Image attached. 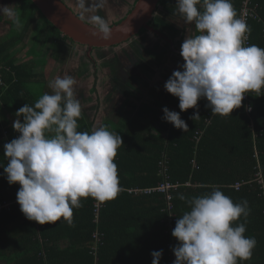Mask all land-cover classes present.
I'll use <instances>...</instances> for the list:
<instances>
[{
	"label": "trees",
	"instance_id": "obj_1",
	"mask_svg": "<svg viewBox=\"0 0 264 264\" xmlns=\"http://www.w3.org/2000/svg\"><path fill=\"white\" fill-rule=\"evenodd\" d=\"M11 1L20 14L23 28L17 29L11 20L0 16V22L9 26V31L0 40V80L2 78L10 84L7 91L0 87V111L5 108L9 112H17L25 104L34 106L38 99L27 86L34 77L30 68L15 63L12 54L17 47H26L25 42L31 37L36 44L52 45L62 41L77 47L82 45L63 35L33 1ZM243 1L235 2L238 16ZM63 2L78 17L94 26L86 14L80 15L81 11L78 14L66 0ZM136 2L120 20L105 13L107 4L124 7V2L118 0H106L103 8L91 14L100 15L112 27L131 13ZM252 5L257 8L260 20H250L248 24L250 45L263 47L264 0H252ZM145 32L143 29L140 35ZM247 99L248 102L242 101L241 108L234 109L226 117L212 116L206 107V99L195 109L181 111L179 108L177 113L187 123L188 131L177 129L172 124L167 137L155 134L152 126L140 119V114L123 123L120 126L123 144L117 149L114 159L121 191L115 199L103 203L100 221L95 223V200L90 197L82 198V207L73 210L71 227L61 218L57 223L44 224V229L37 230L35 223L20 211L19 205H14L10 211L1 210L0 259L7 257L3 264H152L151 253L160 250L163 252L159 264H173L176 257L171 255L170 249L178 241L169 230L189 210L178 195L183 193L191 198L209 193L215 187H219L233 202L248 201L251 211L245 236L254 237L257 244L252 258L240 264H264V188L259 183L264 181V95L256 97L249 93ZM249 105L252 108L250 113L246 110ZM149 108L144 105L140 109L141 114L150 109L155 111ZM197 111L201 118L196 121L190 119ZM20 119L23 122V118ZM2 124L0 120V203L15 201L20 187L19 184L9 185L3 167L7 164L4 145L17 138L19 133L12 126L4 129ZM78 125L81 132L93 129V123L84 110ZM197 132H203L200 142L194 139ZM165 181L178 185V189L171 192L174 205L171 214L166 210L167 196L141 192L157 188ZM237 183H241L239 189L235 187ZM132 190L140 192L131 193ZM96 234H99L100 241ZM39 235L43 241L39 240ZM65 243L67 245L64 246ZM95 246H98V257L91 253Z\"/></svg>",
	"mask_w": 264,
	"mask_h": 264
},
{
	"label": "clouds",
	"instance_id": "obj_2",
	"mask_svg": "<svg viewBox=\"0 0 264 264\" xmlns=\"http://www.w3.org/2000/svg\"><path fill=\"white\" fill-rule=\"evenodd\" d=\"M105 2L77 0L84 13L98 11ZM175 5L177 14L185 23H194L198 33L185 38L182 70L174 71L164 85L179 99L180 110L195 109L199 100L206 99L212 116L226 117L241 108L245 95H264V48L246 45L251 29L238 16L232 0H176ZM0 15L17 29L23 28L12 6H0ZM90 21L95 26L93 35L111 38L112 30L103 17L91 15ZM75 85L71 76L52 80L51 93H44L34 106L25 104L17 110L12 127L19 136L4 145V174L9 185H20V211L40 225L63 218L71 227L73 210L82 207V198L103 204L121 191L114 159L122 138L104 126L78 131L82 107ZM246 110L251 111V106ZM163 113L162 119L188 131L179 113L167 107ZM200 118L198 111L190 117ZM178 199L189 210L176 220L172 231L178 241L172 249L173 264H240L252 258L257 241L245 236L251 211L247 200L233 202L219 187L191 198L181 193ZM162 252L151 253L152 264H159Z\"/></svg>",
	"mask_w": 264,
	"mask_h": 264
},
{
	"label": "crops",
	"instance_id": "obj_3",
	"mask_svg": "<svg viewBox=\"0 0 264 264\" xmlns=\"http://www.w3.org/2000/svg\"><path fill=\"white\" fill-rule=\"evenodd\" d=\"M135 1L136 0H132L130 3L124 6V12H125L124 14H126V12L132 8V5L135 3ZM161 1H162V4L160 5ZM235 2L236 0H232L233 7L235 6ZM175 4H176V0H160L156 11L153 13L151 20L148 22V26H150L153 29V31H150L144 28L146 32L143 36H140L146 39L147 37L154 36L160 40V44L155 42L154 40H150L149 42L153 44L155 51L157 49L160 50V54H158V58L156 55L155 63L153 65L148 66L149 76H144L142 79V82L143 81L149 82V85L146 86L145 88L144 93L146 94L142 95L141 99L138 97V100L134 102L135 105L133 103L132 108L130 110H123L122 107L127 106L128 103H124L122 101H115V98L112 99V97H117L118 94H114L113 92H109V91L103 92L102 94V92H100L99 89H97L96 87L97 95H94L90 99H86L88 102L91 103L92 107H94L92 115H91V119L89 118L90 121L93 123V128L104 126L109 131L120 135L121 134L120 126H122L123 123H127V121L131 120L132 118L137 117L140 114V119L144 123L151 125L153 128V132L155 134H158V135L161 134L162 136L167 137L169 128L171 127L172 124L162 119V117L164 116L163 112L157 114L156 111H152L150 109L152 105L149 106L148 103L152 104L156 100V98H158V100H161V98L170 97V102L172 103V105L167 108L170 111H175V112L178 111L179 99L177 97H174L171 94H165L164 85L174 71L182 70L181 65L184 63V60L182 56L180 55V52H181V45L184 42L185 38L187 36L193 37L198 34L195 30L194 23L193 24L185 23L182 17L177 14ZM142 30H140V32ZM140 32L135 37H138L140 35ZM148 39H151V38H148ZM26 42L30 43V47L26 48V47H23V45H20L13 52L12 55H14L16 59L15 63L22 64L30 68V71L34 75V77H33L32 82H29L27 86L32 91L33 94L35 93V89L38 87L45 90V93H51L52 90L48 86L49 78L44 76V73L47 71L46 66L48 64H53V65L56 64V67L63 66V64H65L68 60H72L73 57L77 55L78 47L76 45H72L70 43L62 42V41L60 42L56 41L52 45L51 43L36 44L37 42L34 39V37H31V39L27 40ZM261 48H264V46ZM18 49L27 50L25 53V56L22 57L25 60H20L21 58L17 54ZM105 49H108V48H105ZM94 50L91 52V54L94 52ZM98 50H104V49H98ZM86 51H87V56L89 55V57L92 58L88 48H86ZM163 61L166 63V65L162 69ZM60 71L61 70H59L56 75H58ZM60 75L61 73L59 74V77H61ZM71 75L72 74H69V76ZM64 76L65 75H63V77ZM163 76H165L164 77L165 79H163ZM162 80H164L165 82L164 85L162 83ZM1 81L3 83L2 85L3 87L2 86L0 87H2L5 91H7L9 89L10 84H8V82L4 81V79L2 78H1ZM41 81L44 82L43 85L39 84ZM42 95L43 93L40 95L39 93L36 94L38 99ZM103 96L107 97V100H106L107 105H113L115 107L113 110L114 113L124 114L123 116L118 118L115 122L107 121V120H102V121L99 120V115L104 109V104L102 101ZM247 96L248 94L245 95L244 100L248 102ZM95 100L97 101V105H95ZM203 100L204 99L199 100L198 104ZM144 105L149 106L150 110L145 112L144 115H142L141 114L142 110L140 109ZM0 113H1L0 120L3 123L2 127L4 129H6L7 126H12L14 120L17 118L15 116L16 112H9L5 108H2ZM146 114L148 115L145 116ZM154 117H157V118L155 120H152L151 118H154ZM201 137H200V140H201ZM200 140L197 142H200ZM5 202H8V201H5ZM3 211H7V210H3ZM32 222L34 223V221ZM35 226L37 230L44 229V225H40L36 222H35ZM39 240L43 241V238L40 235H39ZM65 245H67V243H65L64 246ZM4 259H7V257H4ZM4 259H0V264H3L6 262V260Z\"/></svg>",
	"mask_w": 264,
	"mask_h": 264
},
{
	"label": "rangeland",
	"instance_id": "obj_4",
	"mask_svg": "<svg viewBox=\"0 0 264 264\" xmlns=\"http://www.w3.org/2000/svg\"><path fill=\"white\" fill-rule=\"evenodd\" d=\"M66 1L74 7L78 14H86L89 19L91 15H94L91 13L82 12V10L78 7L77 0ZM118 1L124 2L125 6L132 0ZM89 3L91 4L92 1L89 0ZM4 5L12 6L14 8L15 4L11 0H0V6ZM105 13L107 16L111 15L113 18L120 20L124 16L125 12L124 7H114L113 4H107ZM3 18L7 20L9 19L6 16H3ZM8 28L9 26L7 23L0 22V40L3 39L5 34L9 31ZM144 34L145 33H142L138 37H135L130 41L113 48L104 50L96 49L91 54L92 58H90L89 55L87 56L86 48L78 46V53L73 57L72 60H68L61 67H56V64H48L46 66L47 71L44 73V76L49 78V84L56 77H59L60 73L61 78H63V75L69 76V74H72L71 77H73L76 81V85L74 86L76 98L80 101L82 109L85 110L90 119L94 107H92L91 103L86 99H90L94 95H97L96 87L100 92H102V94L103 92L107 91L118 94L117 97H112V99L115 98V101L128 103V105L122 107V109L130 110L133 103L138 100V97L141 99V96L146 94L144 92L146 86L149 85V82H142V79L144 76H149L148 66L153 65L155 63L156 55L158 58V54H160V50L157 49L155 51L153 44L149 43L150 40H154L160 44V40L154 36L147 37V39L140 37ZM25 43L27 44L26 48L30 47L29 42ZM26 51L27 50L24 49H18L17 54L21 58L20 60H25L22 57L25 56ZM165 65L166 63L163 61L162 69ZM59 70H61L60 73L56 75ZM164 77L165 76H163V79H165ZM162 83L164 85V80H162ZM37 92L40 95L42 93L44 94L45 90L38 87L35 89L36 94H38ZM164 93L170 94L166 90ZM106 100L107 97L103 96L102 101L104 104V109L99 115V120L115 122L124 114L114 113L113 110L115 107L113 105H107ZM95 105H97L96 100ZM148 105H152L157 113H161L163 112L164 107H170L172 103L170 102V97H168L161 98V100L156 98L152 104L148 103Z\"/></svg>",
	"mask_w": 264,
	"mask_h": 264
},
{
	"label": "water",
	"instance_id": "obj_5",
	"mask_svg": "<svg viewBox=\"0 0 264 264\" xmlns=\"http://www.w3.org/2000/svg\"><path fill=\"white\" fill-rule=\"evenodd\" d=\"M31 1L63 35L77 44L88 47L91 54L94 49L112 48L126 43L144 28L153 31L148 26V22L160 0H138L131 13L123 21L110 27L112 34L108 40L93 35L95 26L78 17L63 0Z\"/></svg>",
	"mask_w": 264,
	"mask_h": 264
},
{
	"label": "built area",
	"instance_id": "obj_6",
	"mask_svg": "<svg viewBox=\"0 0 264 264\" xmlns=\"http://www.w3.org/2000/svg\"><path fill=\"white\" fill-rule=\"evenodd\" d=\"M239 17L243 18L246 21L247 25L249 24L250 20H258V21L260 20V16L257 13V8L252 5V0H244L243 1ZM250 41H251L250 35H248V39L245 42L246 45H250ZM2 85H3V83H0V86H2ZM251 111H252V108H251ZM251 111H248V112L250 113ZM202 134H203V132H197L195 139L200 138L202 136ZM161 173H162V175L165 176L164 170H162ZM256 177L259 178V175H256ZM259 183L262 186V188H264V181L261 180V181H259ZM235 187H236V189H239L241 187V183H237ZM177 189H178V185L169 184L168 181H165L162 184H160L159 187H157V188H148V189L142 190L141 192H142V194H146V195H153V194L162 193L165 196H167V209L166 210H167V212H169L171 214L173 209H174V205L172 203L171 192L176 191ZM130 192L131 193H138L140 191L132 190ZM16 204L19 205L17 203V199L13 202L8 201V202L0 203V211L1 210L10 211L11 208ZM93 204H94L95 223H98L100 221V212H101V209L104 207V204H99L96 201H94ZM171 216H173V215H171ZM171 220H173V219H171ZM34 223H35V221H34ZM174 228H175V226L170 227V230H169L170 234L172 233ZM95 237H96V239H98V241H100L99 234H96ZM175 246H176L175 244L171 245L170 251H171L172 256H174V252L172 251V249ZM97 252H98V246L93 247L91 250V253L92 254L95 253V255L98 257Z\"/></svg>",
	"mask_w": 264,
	"mask_h": 264
},
{
	"label": "bare ground",
	"instance_id": "obj_7",
	"mask_svg": "<svg viewBox=\"0 0 264 264\" xmlns=\"http://www.w3.org/2000/svg\"><path fill=\"white\" fill-rule=\"evenodd\" d=\"M195 139V138H194ZM196 141H199L200 140V138H198V139H195Z\"/></svg>",
	"mask_w": 264,
	"mask_h": 264
}]
</instances>
